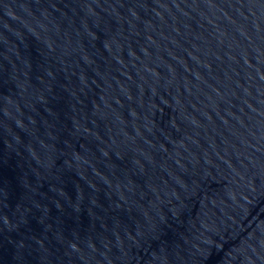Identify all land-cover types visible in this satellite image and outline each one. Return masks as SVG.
Segmentation results:
<instances>
[{"label": "water", "instance_id": "obj_1", "mask_svg": "<svg viewBox=\"0 0 264 264\" xmlns=\"http://www.w3.org/2000/svg\"><path fill=\"white\" fill-rule=\"evenodd\" d=\"M0 264H264V0H0Z\"/></svg>", "mask_w": 264, "mask_h": 264}]
</instances>
